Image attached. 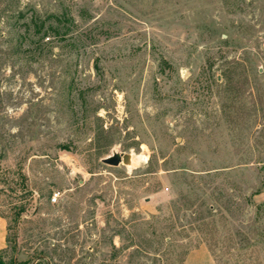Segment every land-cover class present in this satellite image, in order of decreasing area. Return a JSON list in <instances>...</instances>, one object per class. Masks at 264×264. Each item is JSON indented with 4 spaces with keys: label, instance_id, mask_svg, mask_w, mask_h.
<instances>
[{
    "label": "rangeland",
    "instance_id": "rangeland-1",
    "mask_svg": "<svg viewBox=\"0 0 264 264\" xmlns=\"http://www.w3.org/2000/svg\"><path fill=\"white\" fill-rule=\"evenodd\" d=\"M0 214L2 264H264V0H0Z\"/></svg>",
    "mask_w": 264,
    "mask_h": 264
},
{
    "label": "crops",
    "instance_id": "crops-1",
    "mask_svg": "<svg viewBox=\"0 0 264 264\" xmlns=\"http://www.w3.org/2000/svg\"><path fill=\"white\" fill-rule=\"evenodd\" d=\"M8 221L0 214V251L8 246Z\"/></svg>",
    "mask_w": 264,
    "mask_h": 264
},
{
    "label": "water",
    "instance_id": "water-1",
    "mask_svg": "<svg viewBox=\"0 0 264 264\" xmlns=\"http://www.w3.org/2000/svg\"><path fill=\"white\" fill-rule=\"evenodd\" d=\"M104 161L112 165H118L121 162V156L116 155V156L108 157L105 158Z\"/></svg>",
    "mask_w": 264,
    "mask_h": 264
},
{
    "label": "bare ground",
    "instance_id": "bare-ground-1",
    "mask_svg": "<svg viewBox=\"0 0 264 264\" xmlns=\"http://www.w3.org/2000/svg\"><path fill=\"white\" fill-rule=\"evenodd\" d=\"M145 156L143 155H131V159L134 163H138L140 160H144Z\"/></svg>",
    "mask_w": 264,
    "mask_h": 264
},
{
    "label": "built area",
    "instance_id": "built-area-1",
    "mask_svg": "<svg viewBox=\"0 0 264 264\" xmlns=\"http://www.w3.org/2000/svg\"><path fill=\"white\" fill-rule=\"evenodd\" d=\"M59 197H60V192H54L52 195L51 201L55 203L58 201Z\"/></svg>",
    "mask_w": 264,
    "mask_h": 264
},
{
    "label": "clouds",
    "instance_id": "clouds-1",
    "mask_svg": "<svg viewBox=\"0 0 264 264\" xmlns=\"http://www.w3.org/2000/svg\"><path fill=\"white\" fill-rule=\"evenodd\" d=\"M144 162H145V163L147 162V158H144Z\"/></svg>",
    "mask_w": 264,
    "mask_h": 264
},
{
    "label": "trees",
    "instance_id": "trees-1",
    "mask_svg": "<svg viewBox=\"0 0 264 264\" xmlns=\"http://www.w3.org/2000/svg\"><path fill=\"white\" fill-rule=\"evenodd\" d=\"M0 264H2V263L0 262Z\"/></svg>",
    "mask_w": 264,
    "mask_h": 264
}]
</instances>
